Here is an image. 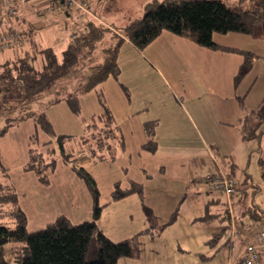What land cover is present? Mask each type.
<instances>
[{
  "label": "rangeland",
  "instance_id": "374dc122",
  "mask_svg": "<svg viewBox=\"0 0 264 264\" xmlns=\"http://www.w3.org/2000/svg\"><path fill=\"white\" fill-rule=\"evenodd\" d=\"M226 1L230 5L250 2ZM100 3L94 10L105 22L118 26L117 32L120 26L144 14L141 0H101ZM54 11V14L58 12ZM59 13L60 20L53 19L51 27H46V36H39V39L45 38L43 42L50 44L61 57L70 42L67 32L79 31L83 25L74 18L71 27L70 22L63 19L62 12ZM229 33H215L214 40L223 39V44H233L234 40L226 39ZM109 34L108 31L104 42L99 44L103 47L97 51L98 59L103 56L104 47L115 44ZM59 35L65 38L57 42L54 39ZM114 37L118 42L120 38ZM128 45L124 41L118 50V78L109 76L92 90L79 94V113H74L65 101L44 108L53 125V134L28 118L0 135L1 161L9 167L7 173L0 169V182L16 186L19 201L26 211L28 230L53 221L58 216L57 210L68 211L71 216L64 214L72 222L83 220L85 215L79 217L78 212L85 211L86 204L89 210L90 200L91 203L93 200L88 196L87 201L84 180L76 176L71 178L58 168L62 163L58 136L71 135L64 142L65 148L73 154L70 158L81 161L96 180L102 206L98 224L109 238L120 240L143 231L149 225L145 207H150L157 222L164 226L154 235L141 233L140 254L122 256L117 264H214L219 254H209L210 246L200 240L206 237V229L209 228L210 233L212 228L220 229L221 226L215 220L206 225L198 220L206 198L222 196L216 195L218 192H208L197 181L210 171V158L215 160L214 156L220 152L236 157V166L226 168L241 186L236 197L264 208V180L260 169V159L264 160V121L257 125V136L246 139L240 138L237 123L232 124L229 117L231 107L236 104L232 63L239 56L243 62L244 55L239 51L202 46L168 29L143 48ZM255 66L253 63L252 69ZM250 73L242 79L244 84L252 82ZM259 73L264 77V67ZM253 91L241 98L249 106H256L259 99H253ZM54 95L47 92L43 97L48 100ZM106 109L110 110L111 123L102 118ZM249 118L247 125L254 126L256 119ZM154 119L158 121L153 137L157 147L152 151L144 147L151 139L145 123ZM4 124L5 119L0 118V128ZM34 134L37 142L34 139L32 142ZM30 137L31 147L43 156V160L37 159L39 167L56 159V171L45 170L46 182L35 170L25 169ZM82 137L87 138L88 143L86 140L84 143ZM119 139L123 145H117ZM107 144L117 145L116 157L93 158L92 151L94 154L102 149L108 153ZM219 159L223 161V157ZM203 167L205 170L198 169ZM134 183H139L141 192L132 191L121 198H113L115 188L130 189ZM261 222L264 226V220ZM11 246L8 244L5 249L8 259L12 258Z\"/></svg>",
  "mask_w": 264,
  "mask_h": 264
},
{
  "label": "trees",
  "instance_id": "16d2710c",
  "mask_svg": "<svg viewBox=\"0 0 264 264\" xmlns=\"http://www.w3.org/2000/svg\"><path fill=\"white\" fill-rule=\"evenodd\" d=\"M55 1L61 3V0ZM249 1L248 5H230L226 0H151L145 4L143 16L127 22L119 28V32L137 48H143L164 29H168L202 46L239 51L244 55V60L234 79L237 86L251 71L257 55L251 51L221 45L214 40V34L236 32L264 40V0ZM108 31L110 30L102 24L86 22L81 30L71 33L68 47L61 57L57 56L52 47H42L31 37V49L24 50L13 59L0 61V118L5 119L0 135L28 118H33L36 124L53 134V125L44 108L65 101L74 113H79V94L92 90L109 76L118 78L117 54L124 38L118 35L119 41L104 47L103 56L100 55V59L97 57V51L100 46L103 47L99 44L104 42ZM20 33L24 41L25 33ZM47 92L55 95L44 100L43 95ZM252 116L256 119L255 125H247L246 122L250 119L248 117L241 127L246 139L256 137L257 125L264 121V97L259 107L252 111ZM111 117L110 110L106 109L102 118L111 123ZM157 123V120H153L146 124V131L151 139L144 147L152 151L157 147V142L153 139ZM70 137L71 135L64 134L58 136L61 159L71 165L87 184L94 201L92 219L73 223L66 215L61 214L40 229L28 230L27 216L20 205L17 190L13 184L0 182V264H117L122 256L136 257L140 254L141 233L154 234L163 229L164 226L157 222L152 209L145 207L149 225L143 231L118 241L109 238L98 225L102 206L99 203L100 192L96 181L80 162L70 158V154H73L65 148L64 142ZM33 139L37 141V136ZM84 140L87 142L88 139L82 137L85 143ZM117 145H123L122 140L119 139ZM117 145L107 144L108 153L101 149L102 153L93 154L92 151L91 155L102 160L116 157ZM29 152L27 169L35 170L42 181H48L45 170L54 169L56 159L52 158L39 167L37 159L41 157L43 160V156L34 147ZM260 167L264 180L263 159H260ZM0 169L5 173L8 171L1 157ZM138 184L134 183L126 190L115 188L113 198H121L132 191L141 192ZM199 184L203 185L200 181ZM214 192L225 195L220 191ZM214 201L218 200H209L201 219L208 220L215 216L213 208L211 210ZM224 203L227 207L223 215L231 220V200L229 202L226 197ZM244 212L264 228L261 222L264 220V208L248 204ZM220 234H215L212 244L217 243ZM8 244L13 245L10 248L11 259L6 256Z\"/></svg>",
  "mask_w": 264,
  "mask_h": 264
},
{
  "label": "crops",
  "instance_id": "0c3cea01",
  "mask_svg": "<svg viewBox=\"0 0 264 264\" xmlns=\"http://www.w3.org/2000/svg\"><path fill=\"white\" fill-rule=\"evenodd\" d=\"M150 1L151 0H141V4H142L143 7H145V4L147 2H150ZM100 2H101V0H91V10L97 16V17L94 18V15H92V16L89 15V14L82 15L80 11H68L64 7V4L62 2L59 3V5H60L59 8L53 7V8H49L48 9V7L50 6L48 0H26V4H24V5H22L20 2L19 3H15V4H10L13 7V8L10 9V7H9L10 5H6L5 4V0H0V34L2 32L7 31V30H17V31H20V32L24 31V33H25L24 34L25 35V39H24V41H23V43L21 45L7 48L3 52L0 53V61H4V60H7V59H13L18 54L24 52V50L31 49V43L29 41V38H31V37L36 39V41H38L42 45V47H52V46H50V44H45L43 42V40L45 38L39 39V36L40 37H45L46 36V34H47L46 27L50 28L51 25H52L51 22H53V19H59L62 16V15H60L59 12H62L63 19L66 20L65 22H70V26L71 27L75 23L74 18H77V21L81 25L85 24L86 22H95L97 24H102L103 27H106L107 29L110 30L109 31L110 32L109 35H111L112 37L110 36L109 38L112 39V44H113V42L116 43L115 37L112 35L113 34L112 30H114L115 33H116L115 36H118V35L122 36L124 38V41L127 44H129L132 48L136 49L137 47L128 38L124 37L121 33L117 32V30H116L117 28L116 27H118V26H115L112 23L105 22L103 20V18L99 16L98 12H96L94 10L95 7L98 8L99 4L101 5ZM12 10H15V11H18V12L17 13H13ZM54 10H57L58 12H56L54 14L53 13V12H55ZM89 17H92V19L89 18ZM96 18H99L100 20H98ZM67 20H70V21H67ZM120 27H123V26H120ZM67 33H68V37H69V39H67V40L69 41L72 31L71 32L68 31ZM230 34H232V35H230ZM226 35L228 36V37H226L227 40H231V41L234 40L235 42H232L233 44H223L224 43V42H222L223 39H215V41L217 43L221 44V45H225V46H229V47H233V48L242 47L245 50L247 49L246 51H251L253 53H256V55H257L256 60L254 62V65H256L255 69H252L250 71L251 73L249 74V75L252 76V82L248 85L249 81H247L244 84V82H242V80H241V82L237 86H235L236 104L235 105L233 104V106L231 107V112H230V115H229L230 119L233 120V122H231V123L234 124V125H236L235 123H237L236 126H237V129H238L237 130L238 135L241 136L240 138H243L241 127L244 124L245 119H247L248 117L252 116V111H255L259 107V105L261 104L262 99L264 97V79L260 83H257V81H259V79L264 78V77L260 76V73H259L261 67H264V43H263L264 40H258L257 38H254V37H252L250 35L243 34V33H241V34L240 33L239 34H237V33H229V34H226ZM68 37H66V38H68ZM64 38H62L59 35L57 37V39H54V40H57V42H59V41H61ZM241 63H242V58L240 56L237 59H235L233 61V63H232V65H233V73H235L234 74L235 76L238 73V70H239V67H240ZM235 76H234V79H235ZM244 77H246V75ZM244 85H246V86L243 89ZM253 88H255L254 91L252 90ZM250 90L254 92L253 93V99L255 101L259 97V99L257 100L256 106L255 105L249 106L248 104H246V102H244V100H241L242 95H245L247 97ZM22 121H20V122H22ZM149 121H153V120H149ZM149 121H147V122H149ZM20 122H18V123H20ZM147 122L145 123V125L147 124ZM35 135L36 134H34V136L32 135L33 136L32 137V142H33V138L35 137ZM35 142H37V141H35ZM30 148H31V137H30V141H29L28 151L30 150ZM52 150L54 152H56L55 147H53ZM83 150H82V152H83ZM208 150L209 151L210 150L214 151L213 149H210L209 147H208ZM211 156H214V155H211ZM60 157H61V155H60ZM214 157H215V160L212 159V157L210 158V161H211V166H210L211 169H210V171L209 170L206 171L202 175V177L199 178V180H197L198 182L201 181L203 178L207 177L208 175H211V174L215 173L218 166L222 169L223 172H225L228 175H230V174L227 172L228 170H226V168L228 166H230V165H235L236 166V162H237L236 157L231 158V157H228L227 154L223 155L221 152L217 153V156H214ZM220 157L221 158L223 157V161H221L219 159ZM93 158H96V157L94 156ZM29 159H30V152H29ZM27 163L25 165V169L26 170H27ZM80 164H81V161H80ZM5 167L9 171V167H7V166H5ZM55 168H56V165H55ZM55 168L54 169L48 168L47 170H53L51 172H54ZM58 168L60 170L62 169L67 175L70 174L71 178H74L75 176L77 177V179L80 178V176H78V174L72 169L71 165L64 163L63 160H62V163L59 164ZM59 169H57V170H59ZM198 169H202L203 170L204 167L203 168H198ZM233 170L235 171V167L234 166H233ZM193 172H191L192 175H193ZM83 182H82L83 183V188H84L85 194L87 195V201H88L89 198L93 199L92 195L91 194L89 195V189H88L87 185H84V184H86L85 181H83ZM12 184H14V183H12ZM201 186H204V185H201ZM14 187L16 189V186H14ZM204 187H206V186H204ZM206 190L208 192H211V190H209L207 187H206ZM18 195H19V192H18ZM216 195H222V194L218 193ZM88 196H89V198H88ZM236 196L237 195H235V196L233 195V197L231 198V204H232V210H233V218H236L238 223L241 224V225L253 222L254 220H252V218H250L244 212L248 208V204H250V203L247 204L246 203L247 202L246 199H242V198L238 199L237 198L238 196L237 197ZM212 198H216L218 200L217 202L214 201V203L212 204V207H211V210L213 208V211L216 213L215 216L211 217L208 220L201 219V217H203L205 215V208H206L209 200L211 199V198L210 199L206 198V201H205V204H204L203 213L201 215H199L198 220H202L205 223L204 225L210 224L212 220L218 221V223L221 226V228L220 229L212 228V232L210 231V233H209V228H208V230L206 229V231H205L206 237L201 239L200 242L204 241L206 246H210V249H211L210 253H209V251H207V253L212 254L214 256L219 254V257H218V259H216L214 264H241L242 263L243 252H244V246L241 243V239L236 238V240H235V242L233 244V248L230 247V242H231L230 239H229V236H230V224H231L233 218L231 216V220H230V219H227V217L225 215H223L225 210H226V207H227L225 205V203H224V201L226 199V196L222 195V196H219V197L215 196V197H212ZM243 200H246V202L245 201L243 202ZM20 205H21V203H20ZM93 205H94V201L92 200V203H91V200H90L89 210H88V204H86L85 211H82L81 213L78 212V216L79 217H81L82 214L85 215V217H84L85 219L82 218L83 220H81L79 222L92 219V217H93ZM21 207H22V205H21ZM22 209L24 210L23 207H22ZM90 211H92V215H91ZM25 213H26V211H25ZM56 213H57L56 215H58V216L61 215V214H64V213L67 214L68 216H71V214L68 211H65V210H57ZM50 222H51V220H50ZM79 222H73V223H79ZM44 226H42V227H44ZM216 226H218L217 223H216ZM42 227H39L37 229H40ZM227 229H228V232H227ZM160 231H157L155 234L159 233ZM217 233H221L220 237L218 238L217 243L212 244L211 240L215 236V234H217ZM225 233H227V235H225ZM152 235H154V234H152ZM128 237H130V236H128ZM114 241H118V240H114ZM262 252H263V261H264V248H263Z\"/></svg>",
  "mask_w": 264,
  "mask_h": 264
},
{
  "label": "built area",
  "instance_id": "2783aa9c",
  "mask_svg": "<svg viewBox=\"0 0 264 264\" xmlns=\"http://www.w3.org/2000/svg\"><path fill=\"white\" fill-rule=\"evenodd\" d=\"M17 1V2H16ZM49 8H59L60 5L55 0H48ZM21 3L26 4V0H5L6 5ZM64 7L68 11H80L82 15L89 14L97 17L91 10V0H64ZM13 8L12 5L9 6ZM23 9V8H22ZM13 13L18 11L12 10ZM11 11V12H12ZM100 20L99 18H96ZM23 43L21 33L17 30H7L0 34V53L5 49L19 46ZM200 183L206 185L208 189L212 191H220L225 194L229 202L233 195H236L241 186L238 185L230 176H228L218 166L214 174L203 178ZM231 213L233 218V210L231 207ZM236 238L241 239V243L244 246V252L241 264H264L263 261V248H264V228L256 221L241 225L236 218L232 219L230 224V247L233 248V244Z\"/></svg>",
  "mask_w": 264,
  "mask_h": 264
},
{
  "label": "water",
  "instance_id": "95a60500",
  "mask_svg": "<svg viewBox=\"0 0 264 264\" xmlns=\"http://www.w3.org/2000/svg\"><path fill=\"white\" fill-rule=\"evenodd\" d=\"M61 2L63 3V2H64V0H61Z\"/></svg>",
  "mask_w": 264,
  "mask_h": 264
}]
</instances>
